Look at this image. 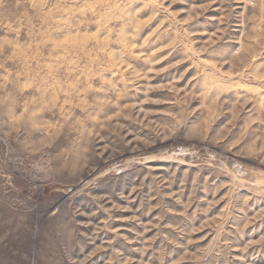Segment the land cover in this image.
<instances>
[{"label":"rangeland","instance_id":"obj_1","mask_svg":"<svg viewBox=\"0 0 264 264\" xmlns=\"http://www.w3.org/2000/svg\"><path fill=\"white\" fill-rule=\"evenodd\" d=\"M0 264H264V0H0Z\"/></svg>","mask_w":264,"mask_h":264}]
</instances>
